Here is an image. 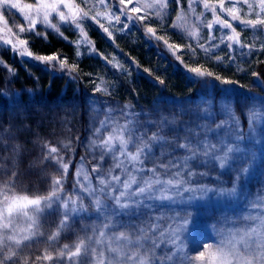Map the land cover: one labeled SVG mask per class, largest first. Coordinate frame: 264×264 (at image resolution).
<instances>
[{"label": "snow or ice", "instance_id": "6c2138e0", "mask_svg": "<svg viewBox=\"0 0 264 264\" xmlns=\"http://www.w3.org/2000/svg\"><path fill=\"white\" fill-rule=\"evenodd\" d=\"M170 3L179 5L180 0H135L134 4L133 0H118L115 5L113 0H32L23 5L19 0H0V20L9 10H18L27 25L20 24L19 33L41 36L37 24L45 32L52 30L60 35L61 26L80 30L75 42L79 57L81 45L89 46L81 27L85 21H95L109 37L112 33L100 23L101 18L109 24L113 20L122 23L124 17L128 23L157 22L165 28ZM112 7L116 11L98 10ZM197 7L201 8L199 13ZM245 7L247 11L243 12ZM208 13L212 19L205 23ZM128 23H124L125 29ZM12 24L17 26L14 19ZM143 26L149 41H163L165 50L180 60L176 53L181 45L157 35L156 28ZM168 27L182 39L192 41L187 53L197 66L189 67L180 61L189 80L211 84L213 89L219 87L223 99L206 100V106H198L188 120L179 122L167 117L141 121L137 118L141 114H130L126 105L120 109L125 118V123L120 124L113 116L114 109L104 105L94 108L96 117L103 114L102 119L94 118L98 126L93 128L95 139L90 141L91 148L99 153L94 156L97 163L91 169L95 183L81 157L71 190L65 184L72 161H65L62 154L72 151L71 141H62L59 146L49 141L38 145L42 153L39 163L50 164L58 174L50 177L45 193H28L19 190L22 145L14 142L11 128L0 129V264H264V194H257L252 200L245 197L247 214L234 218L230 222L233 227L220 233V239L213 243L195 239L199 210L194 207L197 201L211 196L238 200L256 163V153L243 145L246 137L230 99L232 89L243 85L199 64L198 53L203 54L205 64L215 56L214 66H218L224 59L217 55V49L223 50L222 45L229 52V61L237 48L241 55L255 50L254 45L241 42L237 27L241 32L264 33V0H188L187 12L181 9ZM200 27L207 28L206 39L200 34ZM214 31L222 34L217 37ZM8 32L12 33V28ZM27 43L24 39H18L16 44L11 39L3 41L21 57L26 54L53 70L58 65L59 71L76 78L73 73L78 72V63L69 65L67 58L58 55L33 56L24 47ZM114 67L122 70V66ZM252 75L257 77L255 83L264 86L257 72ZM94 92L110 95L103 80L95 84ZM244 114L249 129L247 138L254 139L258 129L264 134V98L258 105L251 102ZM209 164L217 172L214 177ZM225 171L229 172L231 187L221 180ZM205 178L213 179L215 185L210 187ZM161 209L174 210L169 215ZM51 216H58L59 220L46 234L43 225ZM85 218L92 219V223H81ZM76 224L81 225L78 232L74 231ZM66 233L75 234L76 239L60 245L61 236ZM41 239L53 250L45 248L42 255L34 258L27 255L26 249Z\"/></svg>", "mask_w": 264, "mask_h": 264}, {"label": "rangeland", "instance_id": "374dc122", "mask_svg": "<svg viewBox=\"0 0 264 264\" xmlns=\"http://www.w3.org/2000/svg\"><path fill=\"white\" fill-rule=\"evenodd\" d=\"M31 2L32 0H19L21 5ZM77 3H79V0H77ZM134 3L135 0H133V4ZM113 4H118V0H113ZM187 5L188 0H180L179 5L175 3L169 4L170 14L164 21L165 28H160L159 23L157 22L144 21L141 22V25H136L133 23H128L124 17H121L122 23H116L113 20L111 24H109L106 19L101 18L100 23L109 29V31L112 33L111 37H109L108 34L103 31V28H101L99 24H96L95 21L87 20L81 25V27L83 28V33L88 41L89 46L86 47L81 45L79 48V57L76 55L77 48L75 42L80 38V30H73L68 26H61L60 33H62V35H60L54 33L52 30L45 32L42 26L37 24L36 30L42 33L41 36H36L35 34H30L28 32L19 33L18 26L20 24L27 26L26 21L23 20V16L18 12V10H9V12L5 14L4 19L0 20V67L6 69V71H12L11 76H16V73L13 71V69L16 67V63L19 61L27 71L28 77L34 80H39L38 75L50 74L49 69L40 67V62L37 63V61L28 57L26 54L23 57H21L20 54H14L15 50L12 48V46L3 44V41L11 39L13 44H16L18 39H24L28 41L24 47L27 49V51L32 52L33 56H35L36 51H38L41 44H46L50 38H54L55 40L71 44L73 47L74 54H72V57L60 58H67L69 65L78 63V71L83 73L81 74L83 77H81L84 88L87 91L93 92L95 84H98L101 80H103L107 84L110 92L112 90L110 88L111 84L118 76H126L132 72L131 59H133V53L138 56L137 58L139 59V62L145 66L153 63V61L159 62L156 58L158 53L156 54L155 49L148 48V44H153L156 50L159 51L161 60L165 57L176 59L171 53L165 50L163 41L157 42L156 40L149 41L147 39L145 36V27L143 26L146 24L156 28L157 35L164 37L169 43L181 45V50L176 53V55L180 57V60L176 59L179 65H173L171 63L172 67L169 66V74L172 72V69L174 70V74H176L178 71H181L183 74H185L186 69L184 65L181 64V60H183L184 63L189 67L197 66L196 63H193L189 54L187 53V45L192 43V41L186 38L182 39L181 36L177 35L173 29L168 27V25H170L175 20L177 13L181 9L187 12ZM81 6L83 7V5ZM132 6V4L128 5L129 8ZM98 10L101 12L116 11V8L112 7L108 10L100 8ZM196 11L199 13L201 8L197 7ZM246 11L247 8L245 7L243 12ZM117 14L119 13L117 12ZM91 15H94V13H91ZM248 18H254V16H249ZM13 19L16 21L17 26H13ZM211 19V14H206L205 23ZM191 22L196 24L195 18H191ZM124 23H128L127 29L123 27ZM235 26L236 24H234V27ZM215 27L216 26L214 25V28ZM8 28H12V33L8 32ZM237 31L240 32L241 42L244 44L254 45L255 50H253L250 54L241 55L240 50L237 48L231 53L233 59L229 61V52L222 45L221 48L223 50L217 49V55L224 58L221 64L214 66L216 60L215 56L211 61L205 64L202 53H198V62L199 64H204L210 70L221 75L222 77L238 81L239 85H243V87L237 86L232 89L230 99L233 101L236 114L240 117L241 130L246 137V139L243 141V145H245L248 150L256 153V163L251 173L246 177L244 187L242 189L243 195L238 200L217 199L215 196H211V194H209L211 198L206 197L204 200L197 201L195 203L194 207L199 210L198 229L195 239L208 243H213L215 240H219L220 233L226 232L227 229L233 227L230 222L234 218L239 217L241 213L247 214L246 209L248 206L245 197H247L248 200H252L257 196V194H264V134H262V132L258 129L254 133V139L247 138L249 129L246 116L244 114L247 110V107L251 106V102H255L258 105L260 99L264 98V86H260L255 83L257 77L252 75V72L264 74V64H262L260 68L257 67L259 62L264 63V33H256L252 30L241 32L239 27H237ZM200 34L204 37V39H206L208 35L207 28L200 27ZM213 34L219 37L222 33L219 31H214ZM9 52H12L13 56L18 55L19 58H15V61L14 58H10L8 56L9 58L5 60L3 55ZM245 52H247V49H245ZM86 56L91 57L93 61L85 62L84 66L86 67L79 68L81 62L78 60L80 57H82V59L87 58ZM135 58L134 60H136ZM114 65L122 66V70L118 67H114ZM164 67L165 66L159 69V73L156 74L161 76L160 72L162 69H164ZM89 68H91L92 71H86ZM23 70H20V72L18 71L17 75H19L21 72L24 74ZM179 76H176V78L177 81L178 79L181 81V84L178 87L177 84H175L172 90L190 91L192 89L191 85L193 82L189 80L188 76L183 75L182 78ZM260 79L262 80L261 77ZM7 96H10V93L7 94ZM212 98H216L217 101H220L223 99V94L221 93L219 87L213 89L211 84H208L204 92V99L206 101ZM204 106H206L205 102ZM189 116L182 118L180 121L188 120ZM94 118L102 119V116L100 115L99 117H96L94 107H91L90 105L84 106V108L78 111L75 116V124L77 127L83 128L85 136L82 142L83 144L80 147L81 150L79 153H77L76 162L72 170L74 177L65 184V187L69 190H71L72 185L75 183V171L77 166H79L81 163V157L84 158V167L93 176V183H95V174L91 173V169L97 163V159H94V156L98 157L99 153L98 151L93 150L90 145V141L95 139L93 136V128L98 126L94 124ZM157 154H159V152ZM105 167H107V165H105ZM208 168L209 170H212V165L209 164ZM199 170L203 171L204 169ZM216 175L217 172L212 170V176ZM221 179L224 180L223 183L225 185L231 187V185L228 183L230 179L228 171H225L221 175ZM205 182H210V180L205 178ZM210 184L211 186H214L215 182L211 181ZM45 192L46 191L40 193ZM87 203L88 201L86 199L85 204ZM173 210L161 209V212L170 215L171 211ZM123 219L127 221L128 217H123ZM58 220V216L49 217L47 222L44 223L42 230L46 234L50 233L55 228V222ZM81 223L90 224L92 223V219L85 218V220ZM80 226V224H76L74 226V231L78 232ZM75 239L76 236L73 233L62 234L59 244H71ZM38 243L46 242L41 239ZM43 264H52V262Z\"/></svg>", "mask_w": 264, "mask_h": 264}, {"label": "trees", "instance_id": "16d2710c", "mask_svg": "<svg viewBox=\"0 0 264 264\" xmlns=\"http://www.w3.org/2000/svg\"><path fill=\"white\" fill-rule=\"evenodd\" d=\"M148 48L155 49L159 62L153 61L148 64L149 67L145 66L133 53L132 72L126 76H118L112 82L110 95L87 91L83 85L82 72L73 73L76 78L72 79L65 72L59 71L58 65L57 70H53L49 66L39 64L40 67H45L50 71V74L47 75L39 74V80L28 77L27 71L19 61L13 69L16 76H11L12 71H6L0 67V129L11 128L15 137L14 142L22 145V154L18 160L20 191L28 193L37 190L39 192L47 191L50 177L58 174L50 164L39 163L42 153L38 145L43 144L44 141H49L56 146H59L62 141H71L72 151H65L62 154L65 161L69 159L72 161L66 183L74 177L72 170L85 136L83 128L76 126L75 116L86 105L95 109H99L101 105L114 109L113 116L120 124L125 123L120 109H124L126 105L128 106L126 111L130 114H141L137 117L141 121H158L167 117L169 120L174 119L177 122L191 115L198 106L201 108L204 106V92L207 85L203 82H193L190 91L172 90L175 84L177 87L181 84L179 79L177 81L176 76L180 75L179 77L182 78L183 75H187L181 71L177 72L180 74H174L173 69L169 74L171 63L179 65L176 59L171 58V60L165 57L161 60V55L153 44H148ZM14 54L19 55L16 51ZM52 54L70 58L74 54V49L71 44L50 38L36 51V55ZM18 55L13 56L12 52H9L4 54L3 58L6 60L10 57L16 61L19 58ZM86 57L83 59L80 57L78 60L81 62L79 68L86 67L84 66L85 62L93 61L91 57ZM52 63L55 64V62ZM262 64L264 63L259 62L257 67L260 68ZM163 66H165L162 69L164 72H160L161 76L157 75L156 73H159V69ZM146 69L147 71H145ZM20 70H23L24 74L21 72L17 75ZM86 71H92V69L89 68ZM259 76L264 80V74H259ZM160 80H163L164 83L161 84ZM9 93L10 96H7ZM184 113H188V115H184ZM101 116L103 118V114ZM165 131L167 132V129ZM33 162H35V166H31ZM207 179L210 182L214 181L210 178ZM210 182L206 183L211 186ZM45 248H49L48 243H33L26 249V254L34 258L37 255H42ZM49 250L51 249L49 248ZM48 262L43 261L42 264Z\"/></svg>", "mask_w": 264, "mask_h": 264}]
</instances>
